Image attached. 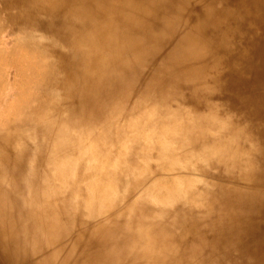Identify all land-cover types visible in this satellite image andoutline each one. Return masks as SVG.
Instances as JSON below:
<instances>
[{"label": "bare ground", "instance_id": "bare-ground-1", "mask_svg": "<svg viewBox=\"0 0 264 264\" xmlns=\"http://www.w3.org/2000/svg\"><path fill=\"white\" fill-rule=\"evenodd\" d=\"M2 34L0 264H264V0H0Z\"/></svg>", "mask_w": 264, "mask_h": 264}, {"label": "rangeland", "instance_id": "rangeland-1", "mask_svg": "<svg viewBox=\"0 0 264 264\" xmlns=\"http://www.w3.org/2000/svg\"><path fill=\"white\" fill-rule=\"evenodd\" d=\"M4 34H5V33H4ZM4 34L0 35V36H1L0 41H1V39H2V36H4ZM0 46H1V45H0ZM10 72H11L10 70L7 71V74H6V78H7L6 80H7V81L10 79V76H11V75H10Z\"/></svg>", "mask_w": 264, "mask_h": 264}, {"label": "clouds", "instance_id": "clouds-1", "mask_svg": "<svg viewBox=\"0 0 264 264\" xmlns=\"http://www.w3.org/2000/svg\"><path fill=\"white\" fill-rule=\"evenodd\" d=\"M113 167H115V165H113Z\"/></svg>", "mask_w": 264, "mask_h": 264}]
</instances>
